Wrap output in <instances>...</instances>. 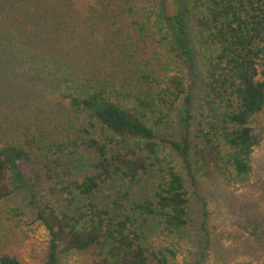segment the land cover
<instances>
[{"label":"trees","instance_id":"trees-1","mask_svg":"<svg viewBox=\"0 0 264 264\" xmlns=\"http://www.w3.org/2000/svg\"><path fill=\"white\" fill-rule=\"evenodd\" d=\"M93 4L0 0V120L22 128L18 116L41 106L28 94L37 83L48 87L46 112L65 125L45 136L46 123L30 121L17 138L0 123V202L18 188L34 198L42 175L64 195L59 209L36 214L49 238L45 264L80 253L90 254L87 264H180L190 234L186 177L195 185L214 170L238 183L252 172L260 136L251 124L264 114V0H173L172 12L162 0L154 8L120 0L117 14ZM103 14L128 18L126 29L161 48L155 59L141 60L136 44L128 55L117 49L120 73L96 78L89 23ZM175 116L185 129L168 139L159 129ZM34 128L37 140L27 136ZM26 161L41 168L27 174ZM0 264L23 263L5 250Z\"/></svg>","mask_w":264,"mask_h":264},{"label":"rangeland","instance_id":"rangeland-1","mask_svg":"<svg viewBox=\"0 0 264 264\" xmlns=\"http://www.w3.org/2000/svg\"><path fill=\"white\" fill-rule=\"evenodd\" d=\"M87 3V0H82ZM120 0H91L92 9L99 7L102 10L111 8L114 14L119 12ZM142 1L147 5H156L157 0H134ZM173 0H162L164 10L173 11ZM90 8V9H91ZM104 13H108L105 11ZM105 14L101 20L92 22L93 39H95V66L100 71H95L99 79L116 77L120 73L119 67H114L115 61L111 52L123 49L127 54L138 46L136 52L141 60H154V54L161 50L156 43L146 46L134 32L128 30L123 25L127 21L122 16L108 18ZM123 20V21H122ZM104 33L108 34V42L104 40ZM93 45V44H92ZM128 55V54H127ZM164 57V55H163ZM76 70V69H73ZM99 72V74H97ZM103 73V75H102ZM88 73H78V77H84ZM98 75H102L101 77ZM76 76V75H75ZM77 77V76H76ZM259 77L264 78V69L260 68ZM103 80V79H102ZM48 87L45 84H31L28 94L32 98L30 103L36 99L38 104L29 105L25 114L18 116L22 121V128L16 129V122L5 124L0 120L4 129L12 131L14 136L19 138V131L24 123L33 121L40 124L45 122L47 129L42 128L41 134L48 136L54 128L61 129L60 122L52 118L51 112H46L47 100L45 97ZM1 109L7 107L0 106ZM16 110L13 114L19 115ZM31 117H27V115ZM178 115V114H177ZM39 119V120H36ZM254 131L260 136V143L255 147L252 154V172L243 182L228 183L221 176L214 172L209 177L197 174V183L191 184L189 177H186L189 187V231L190 234L182 242L178 262L180 264H264V114L257 116L251 124ZM52 127V130H51ZM27 129V128H26ZM33 129L32 133H27L28 138H39ZM185 125L179 117H173L159 129L168 139L180 138ZM27 139H21L20 144L26 146ZM46 141V138L42 139ZM35 145V144H34ZM37 145V143H36ZM34 146L33 151L39 152ZM168 151V149H166ZM43 152V151H42ZM176 163L182 172L180 159L176 158ZM41 166L34 161L25 162V171L31 174L39 170ZM43 171V170H42ZM8 179L14 187L12 180ZM53 181L46 176L41 177L39 186L36 187V196L32 198L25 189L16 191L7 199L0 202V251H8L15 254L23 264H45L47 260L49 238L46 229L36 220L38 210L46 204H50L59 209L64 195L55 193L49 188L53 186ZM32 200L34 202H32ZM90 254H71L62 256L59 264H87L90 261Z\"/></svg>","mask_w":264,"mask_h":264}]
</instances>
